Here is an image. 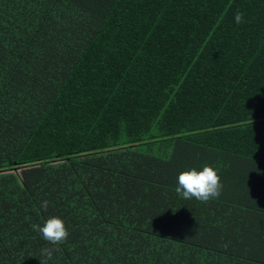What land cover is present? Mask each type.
Listing matches in <instances>:
<instances>
[{
  "label": "trees",
  "instance_id": "obj_1",
  "mask_svg": "<svg viewBox=\"0 0 264 264\" xmlns=\"http://www.w3.org/2000/svg\"><path fill=\"white\" fill-rule=\"evenodd\" d=\"M50 217L48 264H264V0H0V264Z\"/></svg>",
  "mask_w": 264,
  "mask_h": 264
},
{
  "label": "clouds",
  "instance_id": "obj_2",
  "mask_svg": "<svg viewBox=\"0 0 264 264\" xmlns=\"http://www.w3.org/2000/svg\"><path fill=\"white\" fill-rule=\"evenodd\" d=\"M234 22L240 24L243 22V13L237 11L234 14ZM222 183L217 171L208 165L197 171L195 168L182 172L177 177V187L175 191L186 200L195 198L200 202H208L220 196ZM41 210L47 211L48 201L44 200L40 205ZM32 230L39 233L43 240L47 241L52 247L41 249L42 259L40 264H48L52 259L53 253L58 252L59 245L63 244L68 238V231L64 222L58 217L48 218L43 226L33 224Z\"/></svg>",
  "mask_w": 264,
  "mask_h": 264
}]
</instances>
